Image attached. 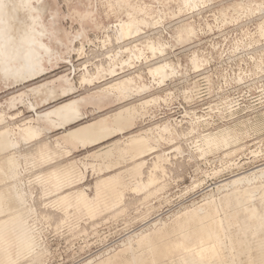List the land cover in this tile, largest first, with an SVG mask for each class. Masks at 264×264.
I'll list each match as a JSON object with an SVG mask.
<instances>
[{"label": "rangeland", "instance_id": "rangeland-1", "mask_svg": "<svg viewBox=\"0 0 264 264\" xmlns=\"http://www.w3.org/2000/svg\"><path fill=\"white\" fill-rule=\"evenodd\" d=\"M70 1L60 3L65 17L57 33L71 49L60 50L58 59L23 79H6L0 72V129L9 127L17 142L0 152V160L6 155L19 160L18 183L29 199L24 206L34 209L16 207L6 216L25 221L42 250L39 259H33L34 252L19 240L21 233L6 232L12 257L4 259L0 245V261L99 264L109 256L116 259V253L129 246L127 238L136 234L133 248L145 253L139 250L144 236L187 221L192 212L202 216L206 211L209 220L224 218L238 245L240 239L251 243V256L242 255L243 264H264L258 243L264 229L259 231L254 221L247 231L237 232L250 221L246 207L255 205L264 216L262 172L252 182L237 184L241 189L223 184L243 173L251 178L264 165V38L259 35L264 0H201L193 9L184 8L182 0H125L120 3L125 18L110 19L106 28H89L87 33L72 15L74 8L86 4ZM110 1L92 0V5L99 12L116 11L117 0ZM138 14L142 18L136 37L112 35L120 20ZM151 44L160 47L154 54ZM132 52L144 56L133 59ZM163 63L174 68L164 81L150 71ZM118 82L133 91L116 100L102 98L103 89L119 94L111 88ZM75 100L78 107L61 108L50 120L42 116ZM123 106L137 109L134 124L112 135L100 131L104 120L114 124ZM86 125L92 128L76 133L84 140L68 136ZM29 128H38L39 135L29 138ZM147 133L149 149L137 157H121L116 151L103 164L99 154L114 142L120 140L123 147L131 136ZM135 164L139 173L133 170ZM155 175L157 181H152ZM112 176L123 185L120 198L114 192L104 195L101 182ZM13 182L0 179V191ZM83 192L86 203L80 200ZM234 193L246 195V200L229 207ZM252 229L259 231L257 240Z\"/></svg>", "mask_w": 264, "mask_h": 264}, {"label": "bare ground", "instance_id": "bare-ground-1", "mask_svg": "<svg viewBox=\"0 0 264 264\" xmlns=\"http://www.w3.org/2000/svg\"><path fill=\"white\" fill-rule=\"evenodd\" d=\"M117 1L122 2L125 0ZM48 2L49 0H0V72L4 78L10 79L14 77L16 79H23L30 74H34L42 70L43 65L46 62H51L58 59L61 54L60 50L71 49L70 45H66L67 43L65 44L64 40L58 37L57 32L59 30L60 24H58L57 26L55 25V23H58L57 21H59V19L65 17L64 12L61 11L59 6L50 5ZM75 2L78 4L85 3L86 8H80L77 6L78 8H74L73 12H85L90 8L89 0H77ZM200 2L201 0H182V6L187 9H193L196 8ZM49 9L52 11V13L49 22H47L44 16V12ZM234 9L238 10L237 7H235ZM244 10L251 13L252 8L249 6H245ZM258 11H260V9ZM89 16L90 15H87L85 16V18ZM139 22L140 21L137 20L133 15L129 20H120L116 24V29H114L115 34L112 35H116V37L119 39H123L126 37H136L137 33L140 30ZM142 22L147 23V21L145 20H142ZM78 35L80 37L83 34L80 33ZM259 35L260 37L264 38V22L260 24ZM56 41H59V45H55ZM159 48L160 47H156L154 44L150 45V49L153 51V54L155 53V50ZM138 56L142 57L144 56V53L140 52L139 55H137L135 52H132L133 59L137 58ZM193 65L194 67H198L199 60L194 59ZM114 70L115 67L112 68L111 71ZM150 71L154 77H160V79L164 81L166 77L174 72V68L170 63H163L152 67ZM84 80L86 81L87 78H84ZM127 81L131 82L132 80L128 79ZM67 82L69 84V80H67ZM125 83L126 82H118L111 85V88H116L119 90V94H114L108 90L103 89L100 92L102 98L116 100L122 95H129V93H131L133 90L131 86H128ZM78 103V100L71 101L63 106L57 107L42 114V116H44L47 120H50L49 116L55 111L67 106L78 107ZM136 112L137 109L134 106H123L119 108L115 114L114 124L109 125L106 119L100 125V131L106 133L107 135H112L115 131L118 132L126 130L134 124V114ZM90 128H92V125L79 127L73 132H69L68 136H71L73 137V139L78 141L84 140L85 138L77 137L76 133L89 130ZM39 133L40 131L38 128H29L27 131L29 138H35L39 135ZM13 136L14 134L9 127L0 129V152H5L6 150L16 146L17 142ZM208 142L211 143V140H208ZM149 148V133H147L145 136L139 134L131 136L129 141L123 147L120 143V140H117L104 152L100 153L99 156H102L104 164L106 163V160L108 158L115 154L116 151L121 157H124L125 155H132L133 157H137L144 150ZM154 166L156 168L158 166L157 163H155ZM107 167H109V164H107ZM133 170L137 173L140 172L138 164H135ZM20 171L21 164L15 156L6 155L0 160V179H11L14 181L11 186H8L0 191V245L1 248L4 249L3 252H6V254L9 255L6 256V254L4 253V259L6 257L11 258L12 243L8 239V237H6V232L9 233L10 231H15L17 234L21 233V236L19 235V240L24 244V249L30 252H34L33 259H39V257L42 255V250L38 249L36 239L33 238L31 231L27 226V223L17 216H13L11 220L6 216L7 214H11V210H14L16 207L19 208L20 211L26 210L27 212H32L34 210L33 207L24 206L29 202V199L26 188L22 184L19 185L18 183ZM260 171L262 172V174L260 173L261 176H264V165L259 168L257 167L253 172L251 171L252 173L250 175H254L251 178L248 173H243L242 175L235 176L233 179L231 178V180L225 181L223 184H227L226 187H230V185L236 184V187L240 188L242 186H238L237 184H241L245 181L252 182L253 179L257 178V172ZM152 181H157L156 175L154 176V178H152ZM101 183L105 188L104 195L107 192H110L112 193V195L114 193L117 194V198L123 196V185L119 182L117 176H112L109 179L103 180ZM233 185L232 187L234 188ZM248 188L251 187L248 186ZM251 193L252 192H250L249 195L251 197L254 196L251 195ZM233 196L234 197L231 199L227 198V205L229 207L236 206L246 200V195L244 194L234 193ZM80 200L83 203H86V195L84 192L80 196ZM246 208L250 211V221L243 222L239 226V230L237 232L243 230L247 231V229H250L251 224L254 221L256 222V226L260 229L259 231H262L264 229V224L262 221L264 216L259 213L258 208L255 205H253L251 208ZM202 212V216H205L207 214L206 211ZM15 214L16 213H13V215ZM199 216L201 215L199 214ZM161 231L162 228L154 233V235ZM259 231L252 229L254 238L258 236ZM138 235L136 234L127 238L128 241H126V243H128L129 246L126 249H128L133 254V261L135 262V264H145V253H135L132 245L133 239L135 237H138ZM222 235H225L226 238H223ZM151 237V235L144 236L141 240L140 247L143 249V251L146 249L147 251L156 253L157 258H154V264H158L161 261L170 260L178 252L193 254L198 259V261L200 260L196 264H243L241 260L242 255L249 254V258L251 256V243H246V240L242 241V239H240L238 245L233 236L229 234L224 223V218H222L221 216H217V218L214 217V219L209 221L208 223L200 224L196 228L191 241H186L183 239L164 238L158 245L156 243L154 244ZM258 243L260 248L259 250L262 253L259 256V260H264V237L259 238ZM154 247L156 248L154 249ZM109 251H107V254ZM1 258L2 257H0V259ZM113 259H115L114 256H109L108 258L101 261L100 264H110L111 262L113 263ZM1 261L0 263L5 262ZM9 261L11 262V260ZM4 264H7V262ZM247 264H253V261L248 260Z\"/></svg>", "mask_w": 264, "mask_h": 264}, {"label": "crops", "instance_id": "crops-1", "mask_svg": "<svg viewBox=\"0 0 264 264\" xmlns=\"http://www.w3.org/2000/svg\"><path fill=\"white\" fill-rule=\"evenodd\" d=\"M65 2L66 4L68 2V0H49V4L50 5H55V6H59L61 11L64 8L63 6L60 5L61 2ZM77 0H71L70 3H73ZM108 2L110 0H107ZM89 2L91 3V6L89 8V10H86L85 12H73V19H77V22H79V24L82 27V33H87L89 28H93L95 30H100L103 28H106L109 24V20L111 19H119V18H125V8L122 6V2H117V7L116 11H112L111 10H107V11H100L98 10V7H93V2L92 0H89ZM112 2V1H110ZM54 6V8H55ZM68 5H65V7H67ZM114 8V7H113ZM139 12V11H138ZM51 13L52 11L46 10L44 12V16L47 20V22H49V19L51 18ZM48 14V15H47ZM87 15H90L89 17H86ZM141 14L136 15V19L137 20H141L142 16H140ZM129 18V17H128ZM131 18V17H130ZM129 18V19H130ZM58 23L55 25L57 26L58 24L61 23V19H59V21H57ZM140 23V22H139ZM188 220H194L193 223H191V221H178L175 223L174 226H170V227H164L162 228L161 232H158L157 234H152L151 239L154 242V244H160L162 242V240L164 238H171V239H183L186 241H191L196 228L202 224L206 222L207 217L205 216H199V214H197L196 212H192L187 216ZM209 219H207L208 223ZM159 231V230H157ZM156 231V232H157ZM155 232V233H156ZM156 247H154L155 249ZM139 250H143L141 247ZM136 253V252H135ZM117 254L116 259L114 260V262L110 263V264H135V262L133 261V254L128 250V249H124L119 251ZM154 258H157L156 253L152 252V251H146L145 252V257L144 260L145 264H154ZM200 261V260H199ZM198 259L191 253H184V252H178L172 259L167 260V261H161L158 264H196L199 262ZM100 264V263H99Z\"/></svg>", "mask_w": 264, "mask_h": 264}]
</instances>
